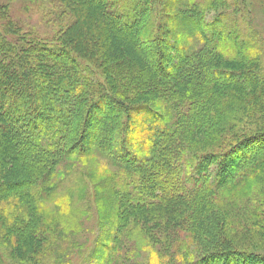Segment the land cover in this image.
<instances>
[{"label":"trees","instance_id":"trees-1","mask_svg":"<svg viewBox=\"0 0 264 264\" xmlns=\"http://www.w3.org/2000/svg\"><path fill=\"white\" fill-rule=\"evenodd\" d=\"M192 1L51 0L71 20L56 43L0 33L4 238L30 247L58 168L94 157L118 167L116 183L92 178L115 247L148 264H264V71L246 42L223 41L239 39L222 33L229 7ZM95 250L112 264L106 241Z\"/></svg>","mask_w":264,"mask_h":264},{"label":"rangeland","instance_id":"rangeland-1","mask_svg":"<svg viewBox=\"0 0 264 264\" xmlns=\"http://www.w3.org/2000/svg\"><path fill=\"white\" fill-rule=\"evenodd\" d=\"M186 1L171 0L178 5ZM204 1L208 2V0H193L192 2L202 3ZM213 1L217 3L216 8L225 10V7H229L228 9H231L229 11L232 12L230 17L220 21L221 25L225 26L222 33H225L226 29H231L239 38L233 40L231 37H226L223 41L232 42L234 47L239 46L240 41L246 42L249 49L253 50L263 72L264 0H212L211 2ZM121 12L125 13V10ZM65 13L66 11L62 8H53L51 0L42 1L41 4L29 2V0L11 2L0 0V33L5 36L13 34L14 41L18 40L19 36L33 34L34 38L53 44L61 38L71 24V20L66 18ZM214 16L216 15L213 12L209 19ZM153 20L148 29L149 32L155 31L159 24V18ZM251 28L255 34L251 32ZM187 47L193 51L201 50L204 44L200 39H196L189 41ZM84 62L87 65L91 64L88 61ZM93 65L89 66L97 72L100 71ZM101 75L102 73H98L99 78L104 82L105 77ZM237 102L242 104L243 100L237 101L236 99L232 103ZM136 124L141 129L142 124L139 119ZM143 128L146 127L143 126ZM100 159L93 157L85 161H65L60 170L58 168L57 175L49 183L51 190L43 193L34 206V210L39 213L36 212L38 218H33L31 221L33 230L37 234L36 240H31L32 249L22 247V243L16 247L17 242L6 236L4 238V235L0 233V264H95L96 244L102 243V240L107 242L111 253L115 255L112 264L149 263L151 259L148 253L142 252V255L137 257L130 252L134 249L133 243L127 245L122 242L121 245L115 247L113 239H105L109 236L110 228L101 230L99 226L101 216H99L100 208L96 202L98 181L92 179L93 171L95 169L98 172L103 171L105 180L108 178H106L108 173L116 174L115 183L119 173L118 167L116 168L109 161ZM7 160L10 161L8 157ZM2 178L5 179V176ZM15 179L19 180L18 176H15ZM252 192L254 190L250 194ZM16 211L17 214L22 215L25 212ZM82 214L83 217L79 221ZM110 237L114 236L111 234ZM160 246V244L155 245V249H159ZM172 252L173 250L169 251L170 254Z\"/></svg>","mask_w":264,"mask_h":264}]
</instances>
